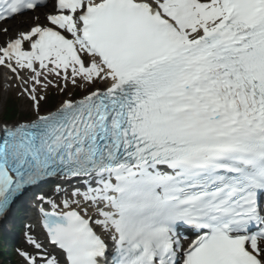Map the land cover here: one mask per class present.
Wrapping results in <instances>:
<instances>
[{
  "label": "snow or ice",
  "instance_id": "snow-or-ice-1",
  "mask_svg": "<svg viewBox=\"0 0 264 264\" xmlns=\"http://www.w3.org/2000/svg\"><path fill=\"white\" fill-rule=\"evenodd\" d=\"M0 72L19 264H264V0H0Z\"/></svg>",
  "mask_w": 264,
  "mask_h": 264
},
{
  "label": "rangeland",
  "instance_id": "rangeland-1",
  "mask_svg": "<svg viewBox=\"0 0 264 264\" xmlns=\"http://www.w3.org/2000/svg\"><path fill=\"white\" fill-rule=\"evenodd\" d=\"M2 85H3V83H2V80H1V76H0V92H1V93L3 92V90H2ZM6 96L15 97V94H14L13 92H9V93H7V94H4V99L6 98ZM1 111H2V110H0V120H2V117H1Z\"/></svg>",
  "mask_w": 264,
  "mask_h": 264
},
{
  "label": "bare ground",
  "instance_id": "bare-ground-1",
  "mask_svg": "<svg viewBox=\"0 0 264 264\" xmlns=\"http://www.w3.org/2000/svg\"><path fill=\"white\" fill-rule=\"evenodd\" d=\"M4 86H5V79H4ZM43 188H45V187H43Z\"/></svg>",
  "mask_w": 264,
  "mask_h": 264
}]
</instances>
